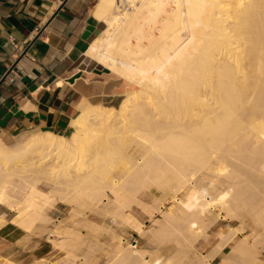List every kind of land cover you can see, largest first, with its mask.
<instances>
[{
    "label": "bare ground",
    "instance_id": "1",
    "mask_svg": "<svg viewBox=\"0 0 264 264\" xmlns=\"http://www.w3.org/2000/svg\"><path fill=\"white\" fill-rule=\"evenodd\" d=\"M93 8L105 27L86 52L129 89L115 105L83 100L67 136L0 139V208L30 207L51 225L53 256L21 264H264V0H96ZM209 175L226 186L206 201L212 180L199 181ZM153 189V224L143 232L126 212ZM166 195L174 207L162 202ZM50 197L77 207L62 233L43 211ZM92 206L123 218L155 248L126 241L104 263L88 256L103 231L86 216ZM221 213L250 225V236L239 223L218 230L203 254V225Z\"/></svg>",
    "mask_w": 264,
    "mask_h": 264
},
{
    "label": "crops",
    "instance_id": "2",
    "mask_svg": "<svg viewBox=\"0 0 264 264\" xmlns=\"http://www.w3.org/2000/svg\"><path fill=\"white\" fill-rule=\"evenodd\" d=\"M95 2L0 0V139L16 137L6 144L42 131L65 135L83 100L115 105L127 90L86 52L105 27L93 14ZM4 227L13 236H0L1 258L26 263L45 256L35 237L24 241L23 230Z\"/></svg>",
    "mask_w": 264,
    "mask_h": 264
},
{
    "label": "rangeland",
    "instance_id": "3",
    "mask_svg": "<svg viewBox=\"0 0 264 264\" xmlns=\"http://www.w3.org/2000/svg\"><path fill=\"white\" fill-rule=\"evenodd\" d=\"M127 89H129V87ZM68 134H69V132L67 134H65V136H67ZM15 139H16V137L13 138L12 140L6 142V143H11ZM7 145H10V144H7ZM201 177L202 176L199 175V178H201ZM212 178H214V176L209 175V177H205L203 180L199 181V183H201L203 181H204L203 183H207L209 180H212V182H208V184L206 185V187L208 189L203 192V195H204V198L206 199V201L210 200L211 193H214V190L216 189V187H218L219 184H221L219 182V181H221L219 178H218V180L216 179L218 182ZM221 185L226 186V184H221ZM41 186L44 188H48L45 180H43L41 182ZM18 190L21 192L23 191L22 189H18ZM218 190H220V189H218ZM155 192H156L155 189L147 190V193H142V194L137 196L136 201L139 199L137 202L139 203V201H141L139 203L140 205L143 202L142 205L144 204V207H146V208H144L142 205L140 207L139 205H137L138 203L135 202L134 204L131 205L130 209L127 210V212H126V213H129V215L135 217L139 221V224L142 227L141 231H143V232H148L152 228L153 222L151 221V218L149 216L150 215L149 212L152 211V208H154L155 207L154 205L156 204ZM147 194H149V195H147ZM143 198H144V201H143ZM148 198H149L150 202H149ZM180 198H181L180 193H178V196L175 197V200L179 201ZM171 200H172V202H171ZM151 201L153 202V204L151 203ZM214 201H216V200L211 201L210 207H209L210 208V214H212V216L214 214L219 213V211L216 210L217 208L214 207V206H216V202H214ZM144 202H148V203H146L147 206H145ZM162 202H164L165 206L168 205L167 207H171V206L174 207V205H175L174 199L170 195L164 196L162 198ZM150 203L153 205V207ZM213 203H215V205ZM149 204H150V206H149ZM71 206H70V204L67 203V200H65V199L62 200V198L60 199V198H53V197L51 198L50 197L48 199V202L45 203L43 211L45 213H47V215L50 216L56 222V226L54 228L55 232L59 233L63 230H66L67 227H70L71 225H73L75 223L76 219H75V216H73V213H74L75 208L77 209V207L73 208V206L72 207ZM147 207L149 209H147ZM92 208H94V209L87 210L86 216L89 219H91L92 221H94L95 223H97L98 225H100L103 228V231L99 237V240L101 242L98 245L92 244L91 247L86 249V254L88 256H92L95 254L96 258H97L96 260H99V262L104 263V260H107L106 258L109 256L108 252L111 253L112 250H114L119 245H122V243L124 245L126 243V241H128L129 243L138 244L139 247L145 248L148 251H151L152 249L155 248L154 241L152 240L153 238H151V237L149 238V236H147L146 234H142V233L136 231V229L132 228V226L130 224L127 225L128 222L126 223V220L124 221L123 218L114 217L109 213L103 212V210L100 211L101 209H95V207H93V206H92ZM142 208L146 210V213H144L145 210L142 211L143 210ZM153 211H155V208L153 209ZM0 212L6 213L5 214L6 222H10V223L14 224L15 226H17L18 228H20L21 230H23L25 232V234L23 236V238L25 239L24 241H27V240L35 237L33 244H35V243L41 244L40 249H38V253L42 252V253H44L45 256L38 258L37 260H48L47 256H49V257L53 256L51 245H49L50 244L49 239L52 237V235L50 232H48V231H50L48 229H51V225L50 224H44L43 222L38 221L39 218H41V215L43 214L42 212L33 210L30 207L25 208V209H21L19 211H15L12 208H10V209L6 208V210H4V208H0ZM71 218H72V220H71ZM37 221H38V223H37ZM237 221H239V222H237ZM228 222H230L231 224H229ZM237 223H239V224L237 225ZM69 224H71V225H69ZM21 225H22V227H21ZM37 225H38L37 235H35L33 233V231H34V227ZM125 225H126V227H125ZM129 225H130V227H129ZM235 225H237L238 227L243 225L244 227L242 226L241 228H244V229H242V231L239 230V232H241L242 235H247L248 237L250 236V232H249L250 229L248 228V227H250V225H246V227H245V224L241 223V221L239 219L224 218V217H222V213H221L220 215L217 216V218H216L215 222L212 224V226L209 223H206L205 225H203L202 234L198 238V241H197L198 245L200 246L204 242V239L206 238V236L210 237V239H212L214 237L215 232H217L218 230H221V229L227 230V229H230V227H231V229H240ZM228 226H229V228H228ZM26 227H28V228L26 229ZM111 227H112V229H111ZM29 228H30V230H29ZM27 230H29L30 232ZM81 230H82V233H86V230L84 228H82ZM124 232L129 236L124 234ZM46 235H47V237H46ZM61 235L59 234V235H57V237L60 238ZM0 236H13V233L9 230L8 227H4V228L0 229ZM125 237H127V240L125 239ZM210 241H212V240H210ZM119 242H121V243H119ZM203 245L205 246V248L203 246V248L200 249V251L203 252V254H204L209 249L210 243L204 242ZM259 245L261 246L262 243H259ZM149 248L151 250H149ZM227 249L228 248H226L225 250H227ZM84 257L85 256L81 255L80 259H84ZM55 259L56 260H71V259L63 257V256L56 257ZM37 260H35L36 263H37ZM11 261L16 262V263H20V264L22 263L21 260H11ZM31 261L34 262V260H31ZM0 264H4L2 258H0ZM56 264H65V263L63 261H60V262L58 261Z\"/></svg>",
    "mask_w": 264,
    "mask_h": 264
},
{
    "label": "water",
    "instance_id": "4",
    "mask_svg": "<svg viewBox=\"0 0 264 264\" xmlns=\"http://www.w3.org/2000/svg\"><path fill=\"white\" fill-rule=\"evenodd\" d=\"M6 75H7V74H6ZM6 75H5V76H6ZM5 76L2 78V80H1V81H3V80H4Z\"/></svg>",
    "mask_w": 264,
    "mask_h": 264
}]
</instances>
